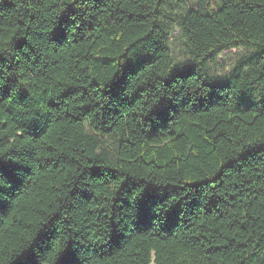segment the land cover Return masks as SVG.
Instances as JSON below:
<instances>
[{
  "label": "trees",
  "instance_id": "1",
  "mask_svg": "<svg viewBox=\"0 0 264 264\" xmlns=\"http://www.w3.org/2000/svg\"><path fill=\"white\" fill-rule=\"evenodd\" d=\"M0 264H264V0H0Z\"/></svg>",
  "mask_w": 264,
  "mask_h": 264
},
{
  "label": "rangeland",
  "instance_id": "2",
  "mask_svg": "<svg viewBox=\"0 0 264 264\" xmlns=\"http://www.w3.org/2000/svg\"><path fill=\"white\" fill-rule=\"evenodd\" d=\"M243 53L242 49L228 50L223 52L217 60L210 62L208 70L213 79L225 78Z\"/></svg>",
  "mask_w": 264,
  "mask_h": 264
}]
</instances>
